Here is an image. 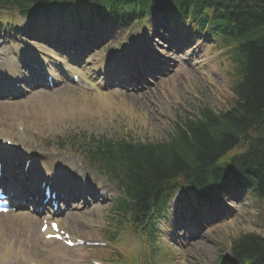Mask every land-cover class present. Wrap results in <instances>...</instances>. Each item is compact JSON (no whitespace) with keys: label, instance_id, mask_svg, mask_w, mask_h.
I'll list each match as a JSON object with an SVG mask.
<instances>
[{"label":"rangeland","instance_id":"rangeland-1","mask_svg":"<svg viewBox=\"0 0 264 264\" xmlns=\"http://www.w3.org/2000/svg\"><path fill=\"white\" fill-rule=\"evenodd\" d=\"M89 15L88 13L74 14L72 11H61L60 9H51L50 11H43L35 16V19L29 21L25 17L14 13L12 17L20 25L22 24H34L37 27L34 36L39 37L42 35L56 36L57 30L60 29H75L78 24H83L84 18ZM162 17V16H161ZM158 15H154L150 19L145 21H138L134 23L132 29L128 28L126 32H122L121 29L113 27L112 30H108L110 26H97L95 30L87 33L84 37V44H92L97 42L100 36H111L105 44L103 49L99 51L104 53L110 47L116 46L123 39L131 38L130 42L134 40L135 46H137V38L147 36L149 37L154 50L158 55L163 58H168L172 62L167 68V64L164 61H158L162 71L163 79L153 83L150 87V95L146 93H134L126 105L125 109L116 106H110L102 110H97L95 101L90 106H82L81 103L75 101L68 102L64 98H69L71 95H75L78 98H87L94 96L95 92L90 94L86 93L83 88L73 85L61 84L55 89L47 90L42 88L35 92L28 100V104L32 106L31 112L28 113L26 107L22 109L26 122V129H23L24 124L22 120H14L9 118V124L3 125V127L9 126L8 132L10 135L15 134L17 140L20 143H16L21 149L19 155L25 153V151L37 152L38 155L45 157H67L73 159L70 152L60 150L59 147H55L58 135H65V132L70 129H86L91 130V122L96 121V117L103 116V123L96 121V130H104L108 126L116 125L113 120H121L128 129L133 130L136 134L134 137L144 140L161 139L167 136L170 132V126L173 125L175 115L177 112L193 111L195 113L196 108L200 104H209L217 111L228 108L234 101V94L232 85L235 77V71L233 69L232 61L225 55H222L217 48H208L209 44L205 43L204 46H198L200 44L195 43L197 51H191V57L188 60L182 59L177 52V49L172 50V47H182L181 41L184 38H188L186 35L181 38L179 34H171L167 39H161L152 32H161L160 26L164 22L163 18ZM2 19H8L7 15ZM33 27V28H34ZM150 29L151 31H148ZM45 30V32H44ZM118 30V31H117ZM61 31V30H60ZM63 35L64 32H60ZM65 34V33H64ZM122 39H121V36ZM196 38L195 35H192ZM29 37V38H32ZM135 37V39H134ZM26 41H33L30 39ZM113 38V39H112ZM189 39V38H188ZM191 39V40H190ZM186 41V46L191 45L195 40L190 38ZM197 39V38H196ZM3 37H0V42ZM25 40H21L22 46H27ZM46 41V38L44 39ZM61 46H64V42L60 37L58 39ZM167 41L170 42V46H167ZM63 42V44H62ZM36 43V42H35ZM110 44V45H109ZM130 44V43H129ZM128 44L129 49L133 47ZM148 46L150 42H147ZM7 46H10L11 53L15 55L18 61L22 60L27 62L28 54L20 55L17 46L12 42H7ZM36 51L43 49L48 53L51 52V48L45 44H33ZM99 46V45H98ZM43 47V48H42ZM105 47V48H104ZM114 48V47H113ZM196 49V48H194ZM30 50H33L31 48ZM114 50V49H112ZM202 50V51H201ZM56 52V51H55ZM52 52L50 54H54ZM206 54V57L201 54ZM0 54L2 56L9 53L5 50L4 43H0ZM157 55V56H158ZM99 58H102L100 56ZM181 60V61H180ZM66 85V86H65ZM109 90H115L114 87H109ZM118 89V88H117ZM108 91V90H107ZM60 99L63 100V106H56V102ZM41 99L40 101H38ZM155 104H151L154 100ZM3 100V99H0ZM11 101H18L17 99H11ZM116 108V109H115ZM120 108L121 110L117 109ZM36 112V113H35ZM119 114L126 115L124 119H118ZM131 114L133 116H131ZM151 116V117H149ZM16 125V127H15ZM1 129V127H0ZM29 130V131H28ZM105 133H109L104 131ZM111 134V133H110ZM116 135V134H114ZM67 145V140L60 142ZM28 146H32L34 150L28 149ZM14 150V149H12ZM15 151V150H14ZM60 160H63L60 159ZM84 169V168H82ZM69 174L72 173L68 170ZM75 178V175L71 176V179ZM64 180V179H63ZM75 182V180H72ZM101 184H105L104 180L100 181ZM101 184L93 183L91 185L92 190H96V193L103 187ZM98 185V186H97ZM82 185H80L81 187ZM101 195H104V191H100ZM113 195H120L119 191H113ZM242 198L238 201L233 198H225L226 203H232L231 209L232 219L216 227L212 232H202V237L194 240L193 246L186 248V254L188 256V264H215L218 256L226 254L228 252L231 239L241 232L255 231L263 233V207L253 198H249L248 195H241ZM93 209L90 213H83L81 211H75L73 217L67 218L65 223L71 228L74 227L83 231L82 235L87 237L101 236L102 227L106 224L104 215L108 212L109 205L99 201L93 205ZM233 206V207H232ZM102 207H105L101 209ZM103 211V212H101ZM80 216L86 222H94L96 226L90 228L82 225L84 222L75 221L74 217ZM235 217V219H234ZM129 233H126V239L120 246V257L128 259L130 256V250L128 245H132L131 239H129ZM136 244L139 243L135 238L133 239ZM78 251L75 252V254ZM140 252V251H139ZM142 256H146L145 252L141 251ZM89 254L88 251H82L81 255ZM43 261L46 264H80L73 260H63L62 258H56L52 255L44 257ZM199 261V262H198Z\"/></svg>","mask_w":264,"mask_h":264},{"label":"trees","instance_id":"trees-1","mask_svg":"<svg viewBox=\"0 0 264 264\" xmlns=\"http://www.w3.org/2000/svg\"><path fill=\"white\" fill-rule=\"evenodd\" d=\"M66 1L71 0H0V11H29L35 6ZM72 1L79 7L77 1L115 0ZM129 1L144 2L143 7H147V3L157 0ZM197 1L215 4H210L208 10L229 34L225 43L239 75L233 86L236 97L230 109L216 113L206 108L200 119L182 120L168 141L117 149L129 168V193L142 205L163 194L172 183L175 186L182 176L190 184L201 186L221 179L230 170L244 182L255 184V192L264 201V0L185 2ZM111 10L115 11L116 6ZM242 144L241 153L228 156ZM97 149L98 153L115 150L114 145L103 144ZM232 250L237 259L251 257L257 264H264V235L244 233L233 240Z\"/></svg>","mask_w":264,"mask_h":264},{"label":"bare ground","instance_id":"bare-ground-1","mask_svg":"<svg viewBox=\"0 0 264 264\" xmlns=\"http://www.w3.org/2000/svg\"><path fill=\"white\" fill-rule=\"evenodd\" d=\"M197 11L199 12V15L205 16V14H203L202 8H198ZM9 62H10V65L13 66L16 69L15 60L10 58ZM3 69H4V66L2 67L1 64H0V72H3ZM86 93H88V92H86ZM88 94H90V93H88ZM112 94L114 96V93H112V92L96 91L95 94H93L94 96H92V97L89 96L87 98L82 99V98L76 97L75 95H71V97L64 98V99L67 100L68 102L75 101L77 103H81L82 106H87V107L92 105L95 101L96 102L98 101V102L101 103L100 107H104V106H106L108 104L112 105V104L115 103V101H117L118 97L114 96V98H113L111 96ZM62 103H64L63 100L59 98V100L56 102V106H60ZM2 104H5V103H0V106ZM14 104L16 106H18L17 103H14ZM61 106H63V105H61ZM8 111H15V109L12 106V107L8 108ZM149 117H151V116H149ZM7 120L8 119H5V116H0V125L1 126L8 125L9 121H7ZM13 135H15V134H13ZM12 139L17 140V138L15 136H13ZM54 163L55 162L53 160L49 159V164L50 165H53ZM19 219L31 224V222L29 221L28 217H26L24 214H20ZM14 223H15V226H16L17 230L6 229L8 227L4 224V221H2V220L0 221V238L1 239L4 240L7 237L16 238L17 236H15L14 233H16L17 235H20L22 233V230L25 229V227L23 226V223L21 221L20 222H14ZM27 227H29V225ZM16 247H17V245H16ZM25 247H26V249L25 248L24 249H16L14 247H11V246L7 247L6 245H4L2 251H0V254H1L0 256H1V258H4V254H3V250L4 249L6 250V252H8V250H10L11 252H13L14 250H17L19 253H21L23 255L25 254V256H26L27 255V250L29 249V247L26 244H25ZM15 255H18V254L15 253ZM0 263H1V261H0Z\"/></svg>","mask_w":264,"mask_h":264}]
</instances>
